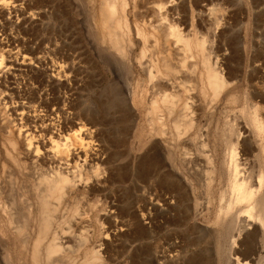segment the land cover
<instances>
[{"label":"rangeland","instance_id":"1","mask_svg":"<svg viewBox=\"0 0 264 264\" xmlns=\"http://www.w3.org/2000/svg\"><path fill=\"white\" fill-rule=\"evenodd\" d=\"M126 1L131 9L127 16L131 45L124 44L126 54L119 55L100 31V0H0V60L6 65L0 71V108L23 104L28 114L50 115L57 128L52 138L58 143L77 146L75 132L79 127L89 128L91 150L99 158L71 176L81 186L66 205L78 209L73 217L79 222L71 225V237H65L68 243L64 245L71 251L66 248L64 259L58 260V254L50 262L85 264L90 252L97 251L101 254L97 264H264V228L256 222L264 219V203H260L264 200V0H160L166 8L171 5L178 10L167 12L163 20L159 13L158 18L152 14L158 11L154 5L159 0ZM139 14L146 21L156 19L155 23L151 19L154 24L165 20L167 25H179L194 46L195 40L205 39L210 63L231 82L211 102L199 96L198 109L193 107L194 112L190 109L186 115L195 127L180 138L171 126L174 118L163 110L158 89L151 90L147 76V69L156 62L155 69L151 66L153 73H165L159 53L162 38L151 34L141 40L135 26L148 22L142 16L138 20ZM179 43L171 45L176 51L169 47V53H174L171 65L175 61L177 70L182 60ZM194 46L192 60L191 56L186 59V71L181 69L179 83H175L177 88L186 75L190 76H186L189 80L185 77L186 87L195 80L200 88L199 76L203 75L202 82L205 79L201 53ZM187 69H195V76ZM152 97L161 111L150 112ZM4 114L11 120L10 111ZM153 116L163 117V126L152 125ZM25 118L12 120L8 126L0 123L1 152L9 128ZM162 130L165 134L156 133ZM235 164L239 170L235 178H244L257 188V201L263 199L250 215L253 221L244 222L250 223L247 226L239 219L244 218L241 214L248 202L234 205L227 214L221 210L232 195ZM17 172L15 163L2 156L0 264H32L29 254L40 233L36 224L40 207L32 192L37 180ZM9 175L17 177L13 189ZM259 177L263 178L258 187ZM67 206L65 217L72 214ZM52 228L57 230L58 225ZM50 237L41 241L40 253ZM42 262L46 264L45 258Z\"/></svg>","mask_w":264,"mask_h":264},{"label":"bare ground","instance_id":"2","mask_svg":"<svg viewBox=\"0 0 264 264\" xmlns=\"http://www.w3.org/2000/svg\"><path fill=\"white\" fill-rule=\"evenodd\" d=\"M100 1H102L101 6L99 7L101 9L100 21L102 24V26H101L102 28H100V31L102 29L101 33L104 36L106 35L107 37H109V40H110L109 46L112 47L113 50L115 49L114 51H116V53L120 52L123 54V52H125L124 50L128 49L127 47H129L131 45L130 44L131 43L130 38H129L130 27H128V22H127L128 21L127 16L129 14V9H130L129 4L126 0H120V2H119V0H100ZM133 6H134V4H133ZM135 7H134V9H135ZM151 8L152 7H150L149 9H151ZM155 8H156V11L158 10L157 12L153 11ZM132 9H133V7H132ZM154 9H151V11L154 12L152 14H154V17L158 18V16H159L158 13H159L161 15V17H159L160 20L161 19L163 20L165 17L167 18V16H166L167 12L170 14H175L174 12L176 10L175 7H171V5H170V8H166V5L164 3H162V1L160 2V0L158 1V3L156 2V4L154 5ZM161 11H164V13H163L164 15L161 14L162 13ZM176 11L178 12V10H176ZM134 12H135V10H134ZM142 12H143V10H142ZM136 13H139V12L136 11ZM150 14L151 13H149V15ZM155 14L157 16H155ZM210 14H211V12H210ZM139 15L140 16H138V15H134V16L135 17L138 16V18L139 17L141 18L142 14H139ZM147 17H150V16L147 15ZM140 18L138 20H140ZM142 18L144 19L145 17L142 16ZM151 19L155 23L156 19H153V18H151ZM151 19L147 20V21L145 19L143 20V21H145L144 23L148 22L146 25H144V24L141 25L139 23L140 22L139 21L138 23L140 24V26H138V24H136V23H135L136 26L135 25L134 26H135L136 34L139 35V37H141V38L142 37L147 38L148 35L150 37L152 35H154L156 37L158 36V37L162 38V41H160L161 43H159V44H161V47H160V45H159V47L161 48V50H163L162 52H164V54L161 56L162 52L160 50L159 53H161L160 54L161 58L158 57V59L160 58V60H161L160 62H162L161 65L163 67V68L162 67L161 68L163 70L165 69V73H163V75H161V73L156 72L157 74H160V76H157L153 73L155 70L152 71L153 70L151 68L152 65L149 68L148 67H145V68H148L147 69V76H148V80L152 86L151 90L154 89V87H155V89L157 88L158 90L162 89L161 90L162 93H159L158 90L155 91L156 95H158L160 97V99L158 101L162 104L163 110L164 109L166 110L168 117L172 116L174 118L173 121H171L172 122L171 126H173V128L175 130L176 137L180 138L183 136L182 134L185 131L189 130L190 128L192 129L195 127L192 124V122L190 121L191 119L187 121L186 115L188 116V113L190 114V109L192 110V112H194L193 107H195L196 104H198V105L200 104V102L198 101L199 96L201 95L202 99H204V101L210 100L209 102H211V101L215 100V98L218 97V95L221 92H223L231 84V82H229L224 77L222 72L217 70V68H215L214 65L212 66V64L210 63V60H211V59H209L210 55L206 52L207 50H205V48L203 46L205 39L202 38L199 41L195 40V43H194L195 46H194L192 41H191L192 39H189V37L185 38L182 35L183 33L181 34L182 30L180 31L177 28L179 26L178 24H177L178 26H176V24L167 25L165 20H164L165 23H164V21L163 22L158 21L157 24H154L153 22H151ZM175 21H177V20H175ZM131 23H133V22L131 21ZM163 23L166 25V27L164 26ZM143 25L147 26L146 27L147 30L149 29L148 32L145 31L144 27H141ZM180 29H181V27H180ZM150 31H152V32L150 33ZM148 33H150V34H148ZM97 34L99 35V33H97ZM143 38L141 39L142 41H143ZM161 38H159V40H161ZM169 38H172L174 40L173 41L172 39H170V40H172L173 43L169 40ZM195 39H198V38H195ZM153 40H155V38ZM157 40H158V38H157ZM193 41H194V39H193ZM145 42H143V43H145ZM178 42H180L181 46H182V47L180 46L179 49H177V52L178 51L182 52V56L180 55L182 60L178 61L176 59L178 62L181 63V65H179V66H181L180 70L176 69L179 67L173 68V64L175 63V61H173L174 63L172 62V65H171V61L173 60V59L171 60V53L172 52L169 53L170 52L169 47H171L172 44L174 47H177ZM124 44L127 45L126 49H124L126 46ZM152 44H154V43H152ZM152 44H151V46H152ZM153 46H155V45H153ZM173 46L171 48L173 49V51H176ZM193 46H194L195 51L197 49L201 53V54H199V52H198L196 55L199 54L201 56V62H202L201 65H203V67H204L203 69L205 70L204 72H206L205 73V79L202 82L201 77L203 75L199 76L200 77L199 81L201 82L200 88H199V86L195 85L196 84L195 80H192L195 82V84H194V82H191L189 87H186L185 82H187L189 80L188 78L190 77L189 75H186L187 77L189 76L188 78L185 76L188 80H186L185 77L183 78V80L185 79V81H183L182 78H181V80H179L180 81L179 86L180 87L183 86V89H184V90H182L180 87H178L182 90L181 91L182 93H180L179 92L180 90H178L175 83L178 82V78H180L179 75L181 76V69H185V67H186V65L184 64L186 62V59H188L189 56H191V58H189V59L192 60L191 53L193 50ZM122 47H123V49H122ZM150 48H152V47H150ZM143 49L141 50V57L140 58H143L142 56H144L143 55L144 54ZM131 50H132V48H131ZM114 51H113V53H114ZM181 52L178 54H181ZM120 53H119V55H120ZM125 54H126V52H125ZM172 54H174V53H172ZM175 55H177V54H175ZM157 56H159V55L157 54ZM174 56H173V58H174ZM177 56H179V55H177ZM193 56H195V55H193ZM25 58H26L25 56L22 58V63H25ZM154 58H155V55H154ZM181 58H178V59H181ZM152 61H153V59H152ZM158 63H159V61H158ZM138 64H140V63L138 62ZM141 64H143V63L141 62ZM150 64L151 63H149V65ZM154 64L156 65L157 62ZM154 64L152 66L153 68L155 67ZM195 64H196V62H195ZM146 65H147V63H146ZM190 66H193V64ZM190 66L188 65L187 67H190ZM4 67H6V65L0 60V71ZM190 68H194V67H190ZM195 69H196V67H195ZM195 69H187V71H189L190 74H192V76L194 77L195 76L194 75ZM158 70L160 71V69H158ZM185 71H186V69H185ZM168 72H170L171 74ZM175 74H177V75H175ZM172 75H175V76L173 78H171ZM192 78H190V79H192ZM168 89H170V90H168ZM167 90L169 92H167ZM201 96H200V98H201ZM152 99H153V100H151L152 102H150V103H152V105L150 107V112L155 113L158 109L160 110V107L157 104V100L154 99L153 97H152ZM209 102H207V106L209 105L208 104ZM204 103H206V102H204ZM213 106H214V104H213ZM198 107H200V106H198ZM201 108L203 109L202 105H201ZM195 109H198V108L195 107ZM6 110L10 111V114H13L11 120L5 119L4 113ZM188 110H189V112H188ZM160 114L162 115V113H160ZM24 118H25V122H23V123L19 122L17 124H12V128H9L8 137L5 140H3L4 142H2V147H1L2 152L0 150V160L2 159V156L6 157L8 160H11L15 163V165L17 166V171H18L17 173L18 174H24L25 176H29L30 178L37 180V182L35 184L33 183L34 185L32 186V189H34V191H32V192L35 193V195L37 196L36 198L35 197L34 198L35 199L38 198L37 199L38 203H37V201H36V203L39 204V207H40L39 212L41 213V215L39 217L40 218L39 222L36 223L40 226V233H39L38 237L34 240V245L32 246V250L30 252L31 254H29L31 256H29V257H31L30 260H31L32 264H42L43 258H45V263L48 264V262H50V258L52 256L60 254L61 256L58 255V257L60 256L58 258V260H59L60 258H63L65 256L64 255L65 253L67 254L66 248L68 249V246H67V244L64 245V243L67 242L65 237L67 235H69V237H71L70 236V232H72L70 230L71 225L79 222L78 220H75V218L73 217L79 213L78 209L74 210L76 212L73 213L74 212L73 207H75V206L71 207V205H69L70 203L68 204V206L66 205L69 197H72V195L75 193V191L79 188L78 185L80 184V183H77V181H75L71 176H72V174L75 175L76 173H79L81 168H83L84 166L90 165L89 161L91 162V161H94L95 159L99 160V158L97 157V154L92 152V150H91V137L93 134L89 128L79 127L77 129V131L74 134L75 141H77V143H79L77 146L72 145L70 143H66V142L58 143V141H56L55 139L52 138L54 134H57V132H56L57 128L54 126V122H53L52 117L50 115H46V117H41L37 113L28 114L27 111L25 110V106L23 104H19L14 109L10 108V107H8V108L5 107V109L0 108V123H2V124L6 123L7 124L6 126H8L10 123H12L11 122L12 120L13 121H15V120L21 121ZM161 118H163V117H161ZM161 118L159 119L158 117L156 118L153 116L152 118H150V123L152 125L155 124V125L163 126V124L161 123V121H162ZM181 120H183V121H181ZM253 120H254V122H256L257 118L255 116H253ZM256 124H257V122H256ZM36 128H38V129H36ZM163 130H164V128H163ZM163 130L159 131V132H156V131H158V130H156L155 132L158 134L159 133L165 134V132ZM232 156H233V151H232ZM207 158L209 159V157H207ZM210 158H211V156H210ZM70 160H73V161H70ZM79 161L81 163H79ZM4 166H5V163L2 162V167H4ZM237 167H238L237 164H235L233 169H232V177L230 179L231 180L230 190L232 193L231 198L228 201V203H226L225 207L221 208V210L224 214H227V213H229V211H231V209L233 208L234 205H236V204L239 205V204L248 202V207L246 209L242 210L244 214H241V215L244 216V218L239 219V222L241 224H243V225L245 224L247 226L250 223H248V222L244 223V222L245 221H253L252 218L250 217V215L253 213V210L256 207V204L260 202L259 200H263V199H259L257 201V197H256L257 188H253L251 184H250L251 186L248 185L247 181L244 178H235L237 172L239 174V170L237 169ZM227 168H229V166ZM95 173L97 174V172H95ZM233 175H234V177H233ZM259 176H261V175H259ZM262 178L263 177L258 178V187L261 186ZM16 181H17L16 176L9 175V184L11 183L10 184L11 189L14 188V183ZM80 186H81V184H80ZM220 194H223V193H220ZM73 198L75 200L74 196H73ZM263 198H264V196H263ZM70 199H69V202L72 200V199L71 200ZM222 199H223V196H222ZM77 201L79 202L80 199L79 200L77 199ZM262 202L264 203V200L261 201L260 203L263 204ZM75 203H73V204H75ZM260 203L258 205H260ZM32 204H33V202H32ZM76 205H78V204H76ZM25 206L27 207L26 204H25ZM65 206H67V207L70 206L72 209L68 208V210L73 211V212L70 211L72 213V214L70 213L72 216L71 215H69V217L66 216L67 218H69L67 220H66V217L64 215V212H65L64 210H66ZM261 209H263V211L261 210L262 212L261 211H259V212H261V216L262 215L264 216V214H262L264 212V207ZM24 212H25V210H24ZM30 212H29V214H30ZM259 212H258V214L260 215ZM26 214L24 216H26ZM255 215L258 216L257 214H255ZM33 216H34V214H33ZM240 216H238V217H240ZM261 216H259V217L262 218L263 216L262 217ZM259 217H258V219H259ZM262 220H264V219L256 220V222L260 221L259 226H262L264 228V225H263L264 222ZM10 221H11V219H10ZM66 222H67V224H65ZM63 224L68 225V226H66L68 228V230L67 229L65 230L63 228L64 227ZM52 225L53 226L58 225V229L53 231ZM25 226H27V225H25ZM10 227H12V226H10ZM21 227H22V225H21ZM253 227H255V226H253ZM23 228H24V226H23ZM24 230H26V229H24ZM11 232H12L11 234L14 233V231H11ZM46 235H51V237L48 240V243H45L46 245H44V248L42 249L43 253L41 252L42 253L41 254L39 252V249H40L39 246L41 244V241L46 237ZM75 235H76V233H75ZM69 237H67V238H69ZM16 239H18V238H16ZM72 241H73V239H72ZM26 242H28V241H26ZM18 243H20V242L18 241ZM260 248H263V247L261 246ZM25 251H27V250H25ZM69 251H71V250H69ZM22 253H24V252H22ZM90 253L91 254L89 256V259L85 262V264H97V263H99V261L101 260L99 256L101 254L100 253L98 254L97 251H92ZM70 254H71V256L73 255L71 252H70ZM76 254H78V253H76ZM65 259H67V258L65 257ZM6 260H9V259H6ZM64 262L66 263L65 260H64ZM69 263H70V261H69ZM52 264H53V262H52ZM102 264H104V263H102Z\"/></svg>","mask_w":264,"mask_h":264}]
</instances>
